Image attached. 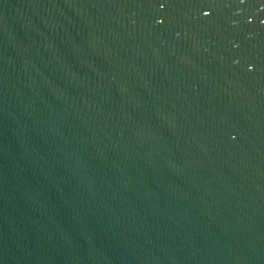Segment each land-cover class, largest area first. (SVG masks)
<instances>
[{
    "label": "water",
    "instance_id": "obj_1",
    "mask_svg": "<svg viewBox=\"0 0 264 264\" xmlns=\"http://www.w3.org/2000/svg\"><path fill=\"white\" fill-rule=\"evenodd\" d=\"M0 264H264V0H0Z\"/></svg>",
    "mask_w": 264,
    "mask_h": 264
}]
</instances>
